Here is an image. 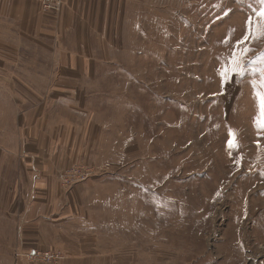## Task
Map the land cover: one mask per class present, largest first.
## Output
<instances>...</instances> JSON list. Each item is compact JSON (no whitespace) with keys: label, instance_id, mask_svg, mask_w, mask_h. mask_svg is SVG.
Segmentation results:
<instances>
[{"label":"rangeland","instance_id":"obj_1","mask_svg":"<svg viewBox=\"0 0 264 264\" xmlns=\"http://www.w3.org/2000/svg\"><path fill=\"white\" fill-rule=\"evenodd\" d=\"M126 1L107 38L91 28L97 87L83 99L105 125L102 151L64 162L58 149L43 155L47 141L22 133L18 98L0 93V264L10 255L15 264H264L262 5ZM240 66L243 74L232 72ZM52 121L63 133L73 127L77 141L87 123L64 112ZM88 182L113 191L99 208L97 239L38 236L16 245L8 219L40 193L70 197Z\"/></svg>","mask_w":264,"mask_h":264},{"label":"crops","instance_id":"obj_2","mask_svg":"<svg viewBox=\"0 0 264 264\" xmlns=\"http://www.w3.org/2000/svg\"><path fill=\"white\" fill-rule=\"evenodd\" d=\"M64 1L58 13L50 14L43 12L34 0H0V93L18 98L17 104L22 111L18 112L17 118L25 126L22 133L28 140L47 141L43 151L39 147L32 154L56 153L58 149L61 162L67 156L70 160H79V152L104 149L105 125L90 118L87 108L92 114L96 111L95 106L90 104L91 108L88 98L83 99L90 84L96 83L97 87V67L90 41L94 38L92 32L97 31V40L112 33L110 22L116 20V7H123L127 2ZM102 8L107 14L104 20ZM93 23L99 26L93 28L96 31L91 29ZM60 112L86 120L78 141L76 131L70 125L64 133L59 127H48ZM48 166L53 164H44L41 170L49 172ZM46 181L41 179V184L45 182L46 185ZM93 184L82 183L70 197L53 195L48 198L49 192L40 193L36 201L32 200L20 210L16 219H8L17 227L14 230V238H18L16 245L31 244L30 241L38 236L53 240L61 235L86 233L89 238L97 239L102 221L98 218L99 208L109 204L113 191H97ZM1 264L15 263L10 255L3 258Z\"/></svg>","mask_w":264,"mask_h":264},{"label":"snow or ice","instance_id":"obj_3","mask_svg":"<svg viewBox=\"0 0 264 264\" xmlns=\"http://www.w3.org/2000/svg\"><path fill=\"white\" fill-rule=\"evenodd\" d=\"M259 2L262 5V7L258 11V16L264 17V0H259ZM246 23L249 25V28H250V26L252 25V18L249 17V19H248V21ZM248 36H249V33L246 32V34L241 38V40L237 41V45L239 46V45H241L243 43H247ZM245 51H247V49H245ZM232 72L235 73V74H243L244 73V68H243V66L233 67L232 68ZM222 75L226 76L227 75V70L222 72ZM261 83H262V85H264V81H262ZM258 96H259L260 101H261V109H262V111H264V93H258ZM229 135L232 138L229 139L228 144H229V147H232L235 144V140H234L235 133L230 130Z\"/></svg>","mask_w":264,"mask_h":264},{"label":"built area","instance_id":"obj_4","mask_svg":"<svg viewBox=\"0 0 264 264\" xmlns=\"http://www.w3.org/2000/svg\"><path fill=\"white\" fill-rule=\"evenodd\" d=\"M34 1L39 3L41 10L43 12H47L50 14L58 13L62 9V7L65 3L64 0H34ZM33 255H34V253L32 255H30V257L34 258Z\"/></svg>","mask_w":264,"mask_h":264}]
</instances>
